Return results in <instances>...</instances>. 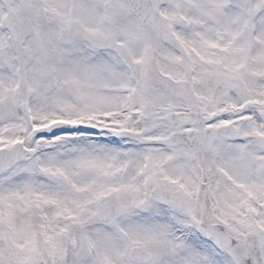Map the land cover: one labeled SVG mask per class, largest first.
<instances>
[{
    "label": "snow or ice",
    "instance_id": "1",
    "mask_svg": "<svg viewBox=\"0 0 264 264\" xmlns=\"http://www.w3.org/2000/svg\"><path fill=\"white\" fill-rule=\"evenodd\" d=\"M0 264H264V0H0Z\"/></svg>",
    "mask_w": 264,
    "mask_h": 264
}]
</instances>
